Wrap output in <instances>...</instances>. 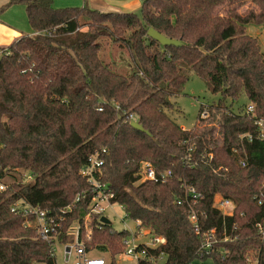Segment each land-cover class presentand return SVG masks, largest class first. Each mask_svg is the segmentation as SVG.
Returning <instances> with one entry per match:
<instances>
[{
    "label": "trees",
    "instance_id": "obj_1",
    "mask_svg": "<svg viewBox=\"0 0 264 264\" xmlns=\"http://www.w3.org/2000/svg\"><path fill=\"white\" fill-rule=\"evenodd\" d=\"M11 4L25 7L33 34L0 56V182L6 186L0 264H55L50 245L11 212L17 199L63 218L60 244L76 222L85 251L107 252L115 264L130 233L112 230L100 222L102 213L92 212L93 188L81 174L92 156L103 162L100 181L113 194L111 203L139 221V230L165 240L145 249L138 264H248L247 258L264 264V235L255 227L264 223L257 199L264 194V139H257L255 124L264 122V54L247 34L248 26L264 24V0H142L139 14L58 9L53 0ZM149 28L180 46L162 47L147 36ZM121 49L134 65L129 74L118 73L105 54L117 57ZM188 72L220 98L201 105L195 126L184 130L166 111ZM242 96L247 103L234 110ZM250 105L253 113L246 114ZM133 120L148 134L133 129ZM242 134L254 136L243 146L244 167ZM141 163L171 176L141 181ZM215 196L235 205L230 216L213 207ZM205 240L210 249L201 248Z\"/></svg>",
    "mask_w": 264,
    "mask_h": 264
},
{
    "label": "built area",
    "instance_id": "obj_2",
    "mask_svg": "<svg viewBox=\"0 0 264 264\" xmlns=\"http://www.w3.org/2000/svg\"><path fill=\"white\" fill-rule=\"evenodd\" d=\"M1 56V52H0ZM253 113V106H248L246 108V114ZM207 113L203 112L201 118L205 119ZM132 118V117H131ZM135 122V120H133ZM259 128L257 139H264V122L258 120L255 122ZM254 139V136L251 134H242L239 136L241 150L243 151L244 156L239 157V164L241 167L246 165V158L243 146L246 143H251ZM234 153H238V150H233ZM105 153V151H103ZM103 165L102 160L97 156H92L88 160V164L81 170L82 176L86 177L91 187L93 188V197L91 201L92 212L93 213H104V208L101 207L103 203L112 205L111 199L113 194L109 191L108 187L100 181L101 178V167ZM139 176L141 181H151V182H164L167 178L171 176L170 172L157 175L154 168L149 163H141ZM6 186L0 182V191L5 190ZM190 193L193 194V200L199 198L198 194L194 193V190L191 189ZM258 204L264 206V194L260 193L258 196ZM213 207L221 212L223 216H230L235 208V205L221 196H215L213 200ZM10 210L14 214L21 215L24 219V226H29L35 229L36 238L42 242L50 245V257L55 261L56 264V246H61L63 248V255L65 262L68 263L72 253H75V258L77 261L73 264H111L110 261H105L102 258H87L84 244L79 240V229L74 230L72 233H66L67 239L72 237V241L60 244L57 241V236L59 235V230L61 223L63 221L62 217L56 218L55 216L50 215L49 212L44 210L38 205H32L25 201L24 199L15 200L11 206ZM190 222L196 226V215L193 211H190ZM137 223V229L139 227V221ZM256 229L261 235H264V223H257L255 225ZM130 233V232H129ZM141 234V231L137 233H130L129 236L123 241V251L118 256L119 259L127 260H136L139 262L145 256V249H155L160 245L165 243L164 238L158 236H151L150 245L146 244H135L134 240L138 235ZM211 243L209 240H205L202 244V249H210ZM138 248H141L143 251L139 252ZM249 260L248 258L246 259ZM162 262V260H161ZM45 264V263H38Z\"/></svg>",
    "mask_w": 264,
    "mask_h": 264
},
{
    "label": "rangeland",
    "instance_id": "obj_3",
    "mask_svg": "<svg viewBox=\"0 0 264 264\" xmlns=\"http://www.w3.org/2000/svg\"><path fill=\"white\" fill-rule=\"evenodd\" d=\"M56 6V4L54 5ZM77 7V6H70ZM250 8L249 4H246L243 8H241L240 13L245 14L247 10ZM139 12V11H138ZM139 14V13H135ZM247 32L252 37L258 40V43L261 47V51L264 54V24L261 26H248ZM106 55H110L111 58L115 61L114 69L121 74H129L134 70V65L127 58V54L124 50H119V56H112V51L108 50L105 52ZM189 77L188 82L185 84V87L181 94L170 99V102L173 104V109H169L166 111L168 116L177 123L184 130H189L195 126L197 117L199 114L201 105H211L214 102H217L220 98L219 94H213L208 89L207 85L199 78H197L193 73H186ZM247 103L245 96H242L237 102L234 103L233 109L236 110L239 106ZM23 182L25 184L32 183V178L27 173H22ZM104 208V213H102V217H106L111 224V229L117 232L126 230L130 233H137V231H141V234L135 238V244H146L150 245V234L146 230L137 229V223L126 218V214L123 208L118 204H112L109 206L106 203L101 205ZM91 212L86 214L83 218V228L86 241H89V237L91 236V230L88 228V223L90 221L89 216ZM79 229V225L76 222H73L67 229L66 233L73 232L74 230ZM79 232V240L80 239ZM73 239L70 237L68 242H71ZM83 241V240H82ZM123 251V249H122ZM122 251L115 256V264H138L136 260H121L119 259V255ZM56 254V264H73L77 261L75 258V253H72V256L68 263L65 262L63 255V248L61 246H56L55 248ZM87 258H102L105 261H110L109 255L107 252H102L97 249L89 251L86 253ZM249 259V258H248ZM248 264H255L253 259H249L247 261ZM192 264H201L199 262H194ZM203 264H212L210 260L205 261Z\"/></svg>",
    "mask_w": 264,
    "mask_h": 264
},
{
    "label": "crops",
    "instance_id": "obj_4",
    "mask_svg": "<svg viewBox=\"0 0 264 264\" xmlns=\"http://www.w3.org/2000/svg\"><path fill=\"white\" fill-rule=\"evenodd\" d=\"M11 1L0 0V52L14 41L33 34L25 7ZM141 3L142 0H53L54 8L58 9L77 6L119 13H139Z\"/></svg>",
    "mask_w": 264,
    "mask_h": 264
},
{
    "label": "water",
    "instance_id": "obj_5",
    "mask_svg": "<svg viewBox=\"0 0 264 264\" xmlns=\"http://www.w3.org/2000/svg\"><path fill=\"white\" fill-rule=\"evenodd\" d=\"M91 10H96L102 14H120L119 12H113V11H102L98 9H91ZM147 36L157 41L162 47H167V46L179 47L180 46L179 41L168 39L165 36L161 35L160 33L156 32L152 28H149V30L147 31ZM131 127L139 132H144L148 134L146 131L143 130L142 126L139 125L137 122H132ZM100 222L105 225H110V221L106 217H101Z\"/></svg>",
    "mask_w": 264,
    "mask_h": 264
}]
</instances>
